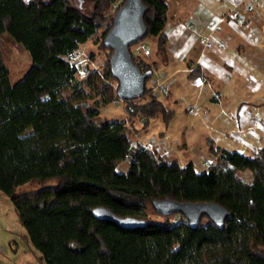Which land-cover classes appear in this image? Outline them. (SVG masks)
Here are the masks:
<instances>
[{
    "label": "trees",
    "instance_id": "trees-1",
    "mask_svg": "<svg viewBox=\"0 0 264 264\" xmlns=\"http://www.w3.org/2000/svg\"><path fill=\"white\" fill-rule=\"evenodd\" d=\"M142 1L146 35L166 51L168 2ZM87 2L84 11L72 0H0V190L45 264H264V148L247 154L211 146L214 163L198 171L133 143L132 117L147 124L160 116L166 124L172 112L148 83L155 62L132 46L131 59L152 76L140 98L122 100L128 121L102 120L99 107L119 98L103 37L123 0ZM97 33L104 63L93 70L74 63L80 44ZM10 43L31 57L16 83L4 62ZM193 69L189 76H199ZM122 161L128 170L119 173ZM241 170L253 181L239 179ZM30 180L42 185L15 193ZM164 198L217 203L229 216L223 228L206 217L192 228L182 214L176 222L150 221L146 207ZM98 206L147 222L121 227L95 218Z\"/></svg>",
    "mask_w": 264,
    "mask_h": 264
},
{
    "label": "crops",
    "instance_id": "crops-1",
    "mask_svg": "<svg viewBox=\"0 0 264 264\" xmlns=\"http://www.w3.org/2000/svg\"><path fill=\"white\" fill-rule=\"evenodd\" d=\"M167 2L166 51L157 37L153 52L142 43L131 49H148L143 56L155 62L153 78L166 83L161 100L172 114L149 141L132 142L200 171L216 159L211 146L264 148V0ZM196 66L199 76L190 77ZM135 122L127 125L137 134Z\"/></svg>",
    "mask_w": 264,
    "mask_h": 264
},
{
    "label": "rangeland",
    "instance_id": "rangeland-1",
    "mask_svg": "<svg viewBox=\"0 0 264 264\" xmlns=\"http://www.w3.org/2000/svg\"><path fill=\"white\" fill-rule=\"evenodd\" d=\"M74 4L79 5L84 11L90 9V3L87 0H72ZM120 4V1L115 5ZM99 33L95 34L88 41L81 43L77 52L72 56V61L83 68H89L90 70L99 69L100 66L105 61V52L103 48L100 47L99 43L95 40ZM155 36L146 35L139 43L144 44L146 47L155 51ZM137 43V44H139ZM133 44L131 46H134ZM9 51L4 54V62L8 66L10 71L11 82L16 83L22 79L23 74L30 68L31 57L27 50L20 47L17 44L10 43L8 46ZM84 75V71L81 70L80 76ZM152 78L148 81H152ZM159 98L162 99L163 95L160 91L156 92ZM100 118L104 121L107 120H127V114L123 108V102L120 98L117 101L108 103L106 105L100 106ZM154 116L151 119L149 125L140 128L143 124L141 118L132 117L136 122L134 126L138 129L139 133H134L132 129L130 131V138L134 142L137 137L140 141L147 142L160 130H162L161 118L156 119ZM141 120V121H140ZM134 122V120L132 121ZM131 122V123H132ZM128 123V122H127ZM129 125V123H128ZM133 128V123L130 125ZM28 129L26 132H29ZM150 145V144H146ZM207 168V167H206ZM202 169V168H201ZM205 169V168H203ZM128 163L127 161H122L117 166V171L120 173L127 172ZM200 171V169H197ZM236 176L239 179L246 180L250 183L253 181L252 173L249 170H241L236 172ZM54 182V181H50ZM42 185V182L37 180H30L24 184H20L15 188V193L21 191H27V189L38 188ZM146 213L150 221H171L176 222L180 220L181 214H171L165 216L160 212H156L150 206L146 207ZM0 263L1 264H45V259L43 253H40L30 241L27 231L21 225L19 218L17 216L16 208L13 205L10 195H7L4 191L0 190Z\"/></svg>",
    "mask_w": 264,
    "mask_h": 264
},
{
    "label": "water",
    "instance_id": "water-1",
    "mask_svg": "<svg viewBox=\"0 0 264 264\" xmlns=\"http://www.w3.org/2000/svg\"><path fill=\"white\" fill-rule=\"evenodd\" d=\"M147 11L148 7L142 0H123L114 13L112 27L103 37L105 47L112 50L109 58L110 68L118 84L116 95L121 100L140 98L144 93V81L153 73L150 70L142 71L131 59L129 49V46L146 37L147 25L144 15ZM152 205L156 212L165 216L182 214L192 228L197 227L204 217L223 228L229 216L224 207L212 202H180L164 198L154 200ZM92 214L97 219L113 221L126 228L142 227L147 222L136 217L117 216L103 206L94 208Z\"/></svg>",
    "mask_w": 264,
    "mask_h": 264
},
{
    "label": "built area",
    "instance_id": "built-area-1",
    "mask_svg": "<svg viewBox=\"0 0 264 264\" xmlns=\"http://www.w3.org/2000/svg\"><path fill=\"white\" fill-rule=\"evenodd\" d=\"M221 20H223V18ZM135 53H137V54H139V53L148 54L149 51L147 48H144V49L136 50ZM150 83H151L155 92L160 91L161 93H166L167 87H166V83H164L163 80L160 81L157 78H153ZM147 146H150V145H147Z\"/></svg>",
    "mask_w": 264,
    "mask_h": 264
}]
</instances>
